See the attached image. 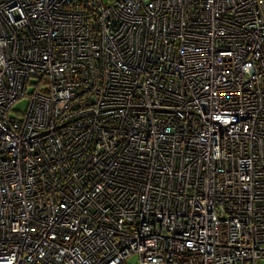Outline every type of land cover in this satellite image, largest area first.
Listing matches in <instances>:
<instances>
[{
	"label": "built area",
	"instance_id": "obj_1",
	"mask_svg": "<svg viewBox=\"0 0 264 264\" xmlns=\"http://www.w3.org/2000/svg\"><path fill=\"white\" fill-rule=\"evenodd\" d=\"M134 256L264 262V0H0V264Z\"/></svg>",
	"mask_w": 264,
	"mask_h": 264
},
{
	"label": "rangeland",
	"instance_id": "obj_2",
	"mask_svg": "<svg viewBox=\"0 0 264 264\" xmlns=\"http://www.w3.org/2000/svg\"><path fill=\"white\" fill-rule=\"evenodd\" d=\"M109 0H104V2H108ZM35 81L34 79L31 80L30 82ZM34 87H29V93L33 92ZM29 98H24L20 101H18L16 104L11 109L10 116L11 117H17L20 116L22 117L23 114H25L29 108ZM130 264H140L139 260L137 257H131L128 261ZM264 264V262L262 263Z\"/></svg>",
	"mask_w": 264,
	"mask_h": 264
}]
</instances>
